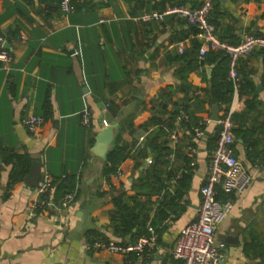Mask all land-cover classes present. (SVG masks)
Instances as JSON below:
<instances>
[{
  "label": "crops",
  "instance_id": "1",
  "mask_svg": "<svg viewBox=\"0 0 264 264\" xmlns=\"http://www.w3.org/2000/svg\"><path fill=\"white\" fill-rule=\"evenodd\" d=\"M159 1L80 0L83 5L65 13L61 0H0V47L12 56L0 61V147L3 154L41 162L53 179L54 197L47 206L40 197L31 213L34 188L23 180L9 186L11 165L0 158V264H177L171 249L196 216L215 145L212 105L219 117L226 108L210 101L206 89L213 73L229 80L228 60L219 52L200 65V37L182 17L143 20ZM200 3L184 0L189 6ZM262 12L264 0H214L209 20L223 40L236 43L246 33L264 34ZM238 70L246 87L233 99V152L252 179L239 194L216 188L217 198L232 202L216 235L223 244L221 264H264V53L254 50L241 58ZM183 105L188 122L174 145L169 133ZM84 108L91 112L89 126L81 121ZM28 114L43 118L35 132L21 122ZM204 118L210 121L195 138L193 128ZM108 125L116 126L107 155L124 157L115 168L120 173L105 176L107 155L93 148ZM153 145L167 148L152 168L158 179L147 164L159 155ZM151 186L159 188L147 191ZM120 191L135 195L129 200L139 217L133 231L154 227L153 250L123 255L91 247L96 239L132 240L119 236L111 222L112 195ZM69 194L72 199L62 207Z\"/></svg>",
  "mask_w": 264,
  "mask_h": 264
},
{
  "label": "built area",
  "instance_id": "2",
  "mask_svg": "<svg viewBox=\"0 0 264 264\" xmlns=\"http://www.w3.org/2000/svg\"><path fill=\"white\" fill-rule=\"evenodd\" d=\"M213 4L214 0H201L198 7L168 4L161 10L150 9L142 15V19L145 21L161 20L167 14L184 18L189 25L196 29V35L200 37V46L197 52L198 61L204 59L209 48L221 52L227 57L228 78L232 83L231 101L227 104L224 114L216 120L218 130L215 145L209 155L206 180L200 188L201 200L196 216L194 220L180 230L171 249L172 258L177 261V264H221L223 244L217 240V227L229 214L232 202L229 199L220 200L217 198L216 188L219 187L224 193L239 194L249 186L252 179L248 170L233 152V143L235 142L233 99L238 95L242 82L238 70L239 60L254 50L264 53V35L246 33L235 44L222 40L216 32L214 24L209 21ZM61 9L65 13L71 11L72 7L69 0H61ZM178 45V51L182 53L184 50L183 43L179 42ZM11 60V54L4 47H0V61L8 63ZM186 119L187 113L182 109L179 110L174 121V127L169 133V140L172 144H178L184 132L182 122ZM81 121L86 126L90 125L91 112L88 108L82 110ZM208 121H210L209 118H204L193 128L195 138L203 136L201 125ZM21 122L29 132H35L41 127L43 118L28 114L22 118ZM102 125H107L105 120L102 121ZM144 139L143 135L139 137V145H142ZM186 149L190 154L194 151L190 145L186 146ZM152 163L153 159L149 157L147 164ZM119 173L120 171L117 169L115 175ZM52 189L53 179L51 175L46 170H41L38 185L34 187L37 198L28 206L31 213L39 207L41 195L50 193ZM71 199L72 195H66L62 201V207L66 206ZM90 245L94 249H106L123 255L142 254L145 250L150 251L156 247V233L152 225H147L145 230L132 240L113 242L96 239Z\"/></svg>",
  "mask_w": 264,
  "mask_h": 264
},
{
  "label": "trees",
  "instance_id": "3",
  "mask_svg": "<svg viewBox=\"0 0 264 264\" xmlns=\"http://www.w3.org/2000/svg\"><path fill=\"white\" fill-rule=\"evenodd\" d=\"M83 1H85V0H83ZM137 1L143 2V0H137ZM195 1H197V0H193V2H195ZM69 2H70V5L72 8L73 7L78 8L80 5H83V3H80V0H69ZM165 2H168L169 5H185L184 0H180L179 2L178 1L174 2V0H161L158 3L153 4L151 9L161 10L165 7V4H164ZM215 3L217 4L218 0H215ZM191 7H198V6H191ZM215 7H216V5H215ZM261 17H264V12H262ZM255 34L264 35L262 33L261 34L255 33ZM229 43H232V42H229ZM233 44H235V43H233ZM198 48L199 47L196 48L197 52H198ZM217 54H219V51H215V50L211 49L208 52H206L205 57L202 61H198V60L197 61L199 62L200 65H202V64L208 62V58L209 59H210V57L214 58ZM245 87H246L245 83L241 82L240 91L241 92L245 91ZM206 91H207L208 98L210 101L223 103L227 106V104L230 103L231 98H232V83L225 76L222 77L221 79L217 80V76L214 75V73H213L211 76V86L209 88H207ZM160 107L163 109H166V104L163 103L160 105ZM181 109L187 113L186 105L181 106L179 110H181ZM179 110L178 109L176 110V113L174 114V116L179 112ZM188 116L189 115L187 113V119L182 122V124L184 126L187 125V124L185 125V123L188 122ZM153 121H154V123H158L159 120L157 118H155V119H153ZM233 131H234V129H233ZM150 141H151V143H155L154 139H151ZM155 148H158L159 155H157V156H155V158H153V163L149 167L150 169H152L156 165V163L159 161V159L161 157H163L162 156L164 154L163 152L167 149L164 146H154V145L151 146L152 151H154ZM3 151H5V150H3L0 147V158H1L2 162H4L5 164L11 165V169L9 172V186H10V185H12L18 181L23 180V178L25 177V175L27 174V172L29 170L32 159L26 154L20 155V154H16L14 152H11V151H8L5 154H3L4 153ZM123 157L124 156H122V157L118 156L117 157V155H114V152H111L109 155H107V159H106L105 164H104L103 174L106 176V175L110 174L111 172L115 171L116 166L123 159ZM156 172H157L156 169H152V175L156 176V178L158 179L159 177L157 176ZM65 180H66V178L63 179L64 182H65ZM64 182H61L59 184V188L61 190H62V186H63ZM66 182L67 183L70 182L69 178L66 180ZM157 188H159V186H151L150 189L147 191L155 192V191H157ZM133 196H135V195L134 194L133 195H127L125 193V191H120L117 194H113L112 195V201L115 205V209L111 213V222L114 224L115 232L121 237L129 235L130 238H132V239L136 235H138L139 233H141L145 230V228H142V229H137L136 231H133V228L137 224H139V217L137 216V213L132 211V209L129 207V200L131 198H133ZM41 198H42L43 204L45 206H47V203L49 201L50 202L54 201V197L50 198V193L41 195Z\"/></svg>",
  "mask_w": 264,
  "mask_h": 264
},
{
  "label": "water",
  "instance_id": "4",
  "mask_svg": "<svg viewBox=\"0 0 264 264\" xmlns=\"http://www.w3.org/2000/svg\"><path fill=\"white\" fill-rule=\"evenodd\" d=\"M4 46L7 47L8 44L4 43ZM218 109L219 108L217 104L212 105L211 120L216 121L218 119ZM115 126L116 125L105 126L96 136L93 151L102 158H105L107 155L108 145L112 137V129ZM41 167L42 165L39 161H33L31 163L27 174L23 178V181L26 186L34 188L38 185V181L41 176Z\"/></svg>",
  "mask_w": 264,
  "mask_h": 264
}]
</instances>
